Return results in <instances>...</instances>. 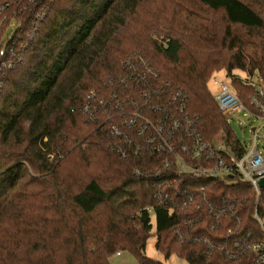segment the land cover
<instances>
[{"label": "trees", "instance_id": "trees-1", "mask_svg": "<svg viewBox=\"0 0 264 264\" xmlns=\"http://www.w3.org/2000/svg\"><path fill=\"white\" fill-rule=\"evenodd\" d=\"M21 2L22 11L13 13L20 25L0 50V62L12 61L0 66V264H110L120 251L138 264H165L145 253L152 216L155 246L165 256L248 264L249 255L234 258L198 239L214 234L210 218L201 224L196 213H169L159 204L157 179L133 172L151 169L157 158H120L80 109L87 92L115 78L135 52L184 91L204 140L222 129L235 136L208 82L225 70L247 105L252 88L233 72L264 79V0ZM200 183L214 201L235 204L239 236L259 231L249 184Z\"/></svg>", "mask_w": 264, "mask_h": 264}, {"label": "built area", "instance_id": "built-area-1", "mask_svg": "<svg viewBox=\"0 0 264 264\" xmlns=\"http://www.w3.org/2000/svg\"><path fill=\"white\" fill-rule=\"evenodd\" d=\"M0 50L3 52V45ZM0 66H12L11 59L1 61ZM241 72L243 76L233 75L252 88L247 105L232 90L229 74L226 73L228 81L215 76L212 79L218 89L213 97L227 124L229 118L241 112L264 120V79L256 73ZM187 104L182 89L163 82L154 67L134 52L121 62L115 78L108 79L102 88L87 92L80 111L99 125L120 158H157L150 161L151 169L135 167L134 175L150 174L157 179L158 203L169 213H196V222L201 224L210 218L209 228L214 234L198 238L210 244V249L216 246L234 258L249 255L248 264H264V206H259L264 190L259 185L264 177V142L257 143L259 128H251L249 146L235 132L229 137L223 129L211 140H204ZM200 180L249 184L256 196L252 216L259 231H242L239 236L235 204L214 201ZM151 209L146 208L149 212ZM229 220L233 224L221 233L220 227ZM174 230L179 231L176 227Z\"/></svg>", "mask_w": 264, "mask_h": 264}, {"label": "rangeland", "instance_id": "rangeland-1", "mask_svg": "<svg viewBox=\"0 0 264 264\" xmlns=\"http://www.w3.org/2000/svg\"><path fill=\"white\" fill-rule=\"evenodd\" d=\"M8 3L0 5V49L3 41L7 38L9 33L12 32L15 27L19 26L18 16H15L13 13H20L22 10L21 0H7ZM30 0H26L29 2ZM6 5V6H5ZM153 35V33H151ZM6 44V42L4 43ZM238 72V75L243 76L241 71ZM225 70H220L219 72L214 73L213 76L216 78H225L226 81L229 79L226 76ZM208 82V89L210 93L215 96L217 94V87L213 84L212 79ZM111 79V78H108ZM107 79V80H108ZM106 80V81H107ZM105 81V82H106ZM104 82V83H105ZM228 123L236 133L237 138L246 146H249L248 139L252 136L251 128L257 126L258 130V140L257 143L261 144L264 142V120L256 119L248 114L243 112L237 114L234 117L229 118ZM264 153V152H263ZM152 223V235L148 238L145 246V253L148 257L161 261L165 264H190L185 258L179 257L176 254L172 253L169 256H165L162 251L158 250L155 246L156 235L155 232V218L151 217ZM110 264H138L136 258L128 251H120L118 254L115 253L110 257Z\"/></svg>", "mask_w": 264, "mask_h": 264}, {"label": "water", "instance_id": "water-1", "mask_svg": "<svg viewBox=\"0 0 264 264\" xmlns=\"http://www.w3.org/2000/svg\"><path fill=\"white\" fill-rule=\"evenodd\" d=\"M259 185L264 187V177L259 180Z\"/></svg>", "mask_w": 264, "mask_h": 264}, {"label": "crops", "instance_id": "crops-1", "mask_svg": "<svg viewBox=\"0 0 264 264\" xmlns=\"http://www.w3.org/2000/svg\"><path fill=\"white\" fill-rule=\"evenodd\" d=\"M237 71V70H236ZM236 71H234L233 73H238V72H236ZM239 71V70H238ZM242 73V72H241Z\"/></svg>", "mask_w": 264, "mask_h": 264}]
</instances>
